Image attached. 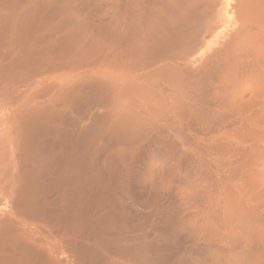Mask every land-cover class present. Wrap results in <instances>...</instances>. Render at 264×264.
<instances>
[{"label":"bare ground","instance_id":"obj_1","mask_svg":"<svg viewBox=\"0 0 264 264\" xmlns=\"http://www.w3.org/2000/svg\"><path fill=\"white\" fill-rule=\"evenodd\" d=\"M0 264H264V0H0Z\"/></svg>","mask_w":264,"mask_h":264}]
</instances>
